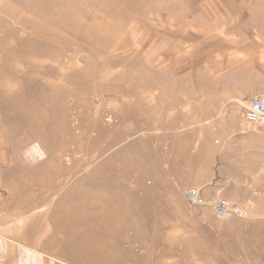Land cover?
<instances>
[{
    "label": "rangeland",
    "instance_id": "rangeland-1",
    "mask_svg": "<svg viewBox=\"0 0 264 264\" xmlns=\"http://www.w3.org/2000/svg\"><path fill=\"white\" fill-rule=\"evenodd\" d=\"M243 67L264 71V0H0L20 232L3 264L31 259L14 238L58 264H264V162L244 170L241 120L262 92H194Z\"/></svg>",
    "mask_w": 264,
    "mask_h": 264
},
{
    "label": "crops",
    "instance_id": "crops-1",
    "mask_svg": "<svg viewBox=\"0 0 264 264\" xmlns=\"http://www.w3.org/2000/svg\"><path fill=\"white\" fill-rule=\"evenodd\" d=\"M220 78L216 83H213L212 80L209 82L211 87H206L204 83L195 84L194 92H230L237 93V96H241L242 99L247 98V96L251 97L252 93L262 92L264 93V71H252L248 67H243L242 69L238 68L233 72H222L218 75ZM207 83V82H206ZM205 83V84H206ZM208 84V83H207ZM213 96H210L212 100ZM251 100V99H250ZM249 102V101H248ZM212 106H207L206 109H210L209 114H219L216 112V108L214 105L210 103ZM245 105V104H244ZM242 105V106H244ZM202 106V104L200 105ZM217 107V106H216ZM214 108V109H213ZM205 109V110H206ZM220 110V109H218ZM226 120V119H224ZM227 121H223L226 123ZM251 126V125H250ZM244 138V155L250 160H245L244 162V170L247 167L252 166L251 164L262 165L264 162V127H252L251 131L245 133ZM8 145V140L2 132H0V251L3 249V246H10L11 243H7L5 237L12 238V236H17L20 234L19 229H17V224L15 221L19 216L14 217L13 215L10 217L4 212V206L9 203L8 191L6 190V179L9 177L10 172L15 169V165L11 163V159L13 158V153L11 152ZM258 156L259 159L256 157ZM261 157V158H260ZM249 161V162H247ZM255 170V169H254ZM17 242V246L14 248H22L23 250L18 249L19 251L25 253L26 258H31L29 261L26 260L28 264H58L59 262L54 261L52 258L48 260L41 259L40 255H36L34 252L27 251L22 240L19 241L18 238H14ZM15 244V243H13ZM22 245V246H21ZM9 247V249H10ZM37 248V247H35ZM31 250V248H30ZM37 252L42 251L41 249H35ZM33 251V250H32ZM0 263L3 264L4 260H0Z\"/></svg>",
    "mask_w": 264,
    "mask_h": 264
},
{
    "label": "built area",
    "instance_id": "built-area-1",
    "mask_svg": "<svg viewBox=\"0 0 264 264\" xmlns=\"http://www.w3.org/2000/svg\"><path fill=\"white\" fill-rule=\"evenodd\" d=\"M243 108L244 111L241 118L243 123L253 127H264V93L254 96ZM187 196L191 202L201 204L197 190H189ZM215 207L219 213H227L232 210L236 216H243L241 209L231 207L227 201H218Z\"/></svg>",
    "mask_w": 264,
    "mask_h": 264
}]
</instances>
